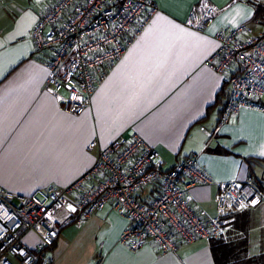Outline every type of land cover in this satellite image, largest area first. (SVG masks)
<instances>
[{
  "label": "crops",
  "instance_id": "obj_1",
  "mask_svg": "<svg viewBox=\"0 0 264 264\" xmlns=\"http://www.w3.org/2000/svg\"><path fill=\"white\" fill-rule=\"evenodd\" d=\"M153 1L149 23L96 87L90 108L75 116L64 113L45 91L44 56L35 52L30 37L51 0H0L1 187L29 195L49 185L67 186L93 165L97 150L87 149L90 142L105 146L133 133L157 150L165 169L196 156L213 183L189 189L195 210L215 213L217 182L264 184V111L242 108L211 139L203 130H214L222 106L217 97L225 89L221 77L204 64L218 45L215 33L255 23L253 5L208 0L222 10L204 31H195L183 22L198 0ZM127 224L108 205L85 222L63 228L49 251L51 264H215L207 239L165 253L150 242L132 251L119 242Z\"/></svg>",
  "mask_w": 264,
  "mask_h": 264
},
{
  "label": "built area",
  "instance_id": "obj_2",
  "mask_svg": "<svg viewBox=\"0 0 264 264\" xmlns=\"http://www.w3.org/2000/svg\"><path fill=\"white\" fill-rule=\"evenodd\" d=\"M153 0H51L33 25L30 37L35 52L44 56L45 91L61 110L81 115L107 73L123 58L149 23ZM222 8L198 0L183 24L195 31L209 27ZM242 22L215 33L216 49L204 64L221 77L227 91L214 130L208 139L242 108L264 111V29ZM93 165L64 187L49 185L29 195L0 186V264H51L49 251L60 231L88 220L106 206L123 214L128 224L119 242L137 251L152 243L161 252L179 244L223 238L233 215L264 202V188L252 179L217 182L215 213L195 210L187 192L213 183L195 155L182 157L163 168L157 150L137 133L119 135L100 146ZM70 207V210L67 209ZM68 210L67 216L57 215ZM32 232L37 242H24Z\"/></svg>",
  "mask_w": 264,
  "mask_h": 264
},
{
  "label": "trees",
  "instance_id": "obj_3",
  "mask_svg": "<svg viewBox=\"0 0 264 264\" xmlns=\"http://www.w3.org/2000/svg\"><path fill=\"white\" fill-rule=\"evenodd\" d=\"M254 7V13L251 21H264V6L256 1L249 0ZM227 95L226 89H222L217 97V104L223 105V97ZM222 108V106H221ZM250 173L253 172V163H249ZM257 182V181H256ZM260 188H264V184L257 182ZM250 216L248 213L242 215H233L231 224L239 230L246 231L249 229ZM248 235V234H247ZM243 237L238 240L228 238V234L223 238H210L209 244L213 254L215 264H264V248L257 251V247L264 245V232H260L261 236H257L258 239L251 237ZM228 238V239H227ZM247 238V239H246ZM256 243V244H253ZM257 245V247H254ZM253 247V248H251ZM256 248V253L246 258H241L242 253L248 252V250Z\"/></svg>",
  "mask_w": 264,
  "mask_h": 264
},
{
  "label": "rangeland",
  "instance_id": "obj_4",
  "mask_svg": "<svg viewBox=\"0 0 264 264\" xmlns=\"http://www.w3.org/2000/svg\"><path fill=\"white\" fill-rule=\"evenodd\" d=\"M253 1H256L259 4L264 6V0H253ZM254 27H255L256 30L264 29V21H260V24H254ZM69 208L70 207H67V209H69ZM245 210H247V209H245ZM65 211L66 210H63L61 212L63 213ZM242 213H248L249 214L250 220H251L250 224H249L250 228L247 229L246 231H239L233 226V224H231L229 229L227 230L225 236L228 234V238L238 240L240 238L246 237V235L248 234L247 237H251L252 240L256 239V238L258 239L257 236L258 235L261 236L260 232L261 233L264 232V202L262 204H260L257 208L251 209L249 211H244ZM242 213H240L238 215L240 216V215H242ZM24 242L26 244L30 245V246H34L35 243L37 242V238L32 232H29L25 236ZM253 244H256V243H253ZM254 247H257V245H254ZM251 248H253V247H251ZM263 248H264V245L261 246V244H260V246L257 247V251L261 250ZM257 251H256V248L248 250V252L242 253L240 255V257L241 258H246V257H248V256H250L252 254H255ZM10 260L14 264H17L16 257L10 256Z\"/></svg>",
  "mask_w": 264,
  "mask_h": 264
}]
</instances>
